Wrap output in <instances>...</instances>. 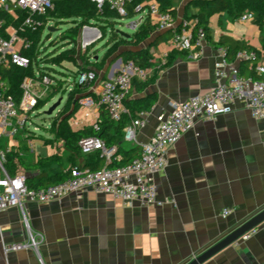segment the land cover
<instances>
[{
	"label": "crops",
	"instance_id": "1",
	"mask_svg": "<svg viewBox=\"0 0 264 264\" xmlns=\"http://www.w3.org/2000/svg\"><path fill=\"white\" fill-rule=\"evenodd\" d=\"M195 1L173 0L177 29L186 19L196 23L194 17L199 9ZM137 16L130 19L137 22L143 18L140 16L136 20ZM209 27L210 34L198 59L172 48L171 31L162 32L156 28L149 42L142 45V49L150 51L148 69L151 78L156 79L143 91L133 86L127 101L147 103L152 100L154 105L148 111V123L139 130L136 142L125 140L126 127L118 131V123L109 132L108 140L119 136L117 145L113 146L117 148L118 161L124 159L122 149L129 151L139 147L140 152L173 106L204 94L214 86L216 65L224 58L218 46L222 38L262 49V33L254 22L242 23L227 13L214 14ZM128 33L132 36L134 32ZM169 33H172L170 40L156 43ZM94 35V32L86 33L85 38L93 39ZM81 39L82 31L77 38V50L85 55L86 61L79 60L78 65L65 63L73 64V68L64 64L68 73L64 80L72 87L76 86L82 64L95 71L99 79H108L117 68L115 56L136 51L126 45L120 47L116 55L106 57V51L104 54L96 52L99 49L96 46L87 54L88 48L83 47L85 41L80 42ZM103 59L105 65L100 68L97 64ZM234 64L239 69L238 61ZM90 97L96 101L92 108L81 103ZM78 98L79 107L74 114L77 111L80 114L74 123L69 121L74 114L68 119L70 131H91L101 123L106 111L99 106L91 90L82 91ZM22 135L11 142L12 152L23 159V164L15 159L17 174L26 175L34 185L43 173L51 177L59 164L64 171L75 165L93 168L97 160L102 166L107 165L101 154L85 158L77 146L74 149L72 142L57 139L53 132L50 141L53 149L42 151L34 150L32 140H26L31 136ZM8 145L10 142L5 139L0 147L5 149ZM52 156L60 161L54 160L39 169L26 167ZM168 158V167L156 174L155 181L158 199L162 202L175 200V204L126 205L92 191L51 203L28 202L24 209L12 208L0 214V264H188L264 210V120L255 119L244 104L236 103L232 113L213 121L197 122L195 128L171 148ZM226 209L231 214L224 218ZM256 230L249 240H239L205 264H264V223ZM32 237L37 241V248L7 251L14 244L29 242Z\"/></svg>",
	"mask_w": 264,
	"mask_h": 264
},
{
	"label": "built area",
	"instance_id": "2",
	"mask_svg": "<svg viewBox=\"0 0 264 264\" xmlns=\"http://www.w3.org/2000/svg\"><path fill=\"white\" fill-rule=\"evenodd\" d=\"M99 10L109 6L122 18L128 14L127 0H92ZM55 9L53 0H0V10L9 12L14 18L12 24L0 21V66L9 68L17 66L28 68L30 59L23 54L31 49L33 40L29 35L45 29L53 22H43L42 17L47 16ZM14 10L17 14L12 13ZM136 15L150 18L159 31H171L173 36L169 41L172 48L186 52L193 59L202 55L201 49L207 40L204 29L195 32V22L183 20L181 27L176 28V18L171 12L161 10L156 1L138 4L135 7ZM253 13H245L239 18L242 23L254 22ZM14 24H17L14 26ZM50 28V27H49ZM94 32L93 39L86 40L85 34ZM5 33V35H3ZM83 47L87 49L102 35L98 28L85 26L82 30ZM18 47H20L18 49ZM40 50H43L41 41ZM223 60L216 65L215 84L206 93L191 97L182 104L173 106L169 116L164 119L151 140L144 144L138 157L130 163L109 167L117 154V148H108L99 136H90L79 141V147L84 155L99 153L106 160L107 165L92 171L82 166H74L68 171V178L58 184L46 188L31 189L27 185L24 174L11 176L4 168L7 154L12 152L11 142L29 128L28 122L32 113L39 106V102L57 85L51 77L44 75L41 79L26 78L21 84L22 97L17 101L10 95L9 86L0 78V144L8 139L10 146L0 147V214L12 208L24 209L26 203L45 204L62 200L69 196L85 194L89 191L97 194L111 196L126 205L140 204L142 207L175 204V200L158 199V189L155 176L165 170L169 165V151L182 138L193 130L199 121H213L221 115L230 114L236 103H242L257 120H264V63L262 61L256 68L257 75L263 79L254 80L239 75V69L234 63H229L225 57V49H221ZM167 53L163 55L165 59ZM255 51H240L237 60H255ZM166 62V61H164ZM151 78L149 70L142 68L135 61L117 62L112 77L99 79L95 71H82L78 73L76 86L68 84L69 96L74 88L82 91L91 90L101 106L114 123H120L131 111L126 101L131 93L134 82L146 83ZM69 83V82H68ZM81 103L92 108L96 101L94 98H85ZM148 112H141L139 117L125 128V140L136 142L139 130L148 123ZM100 131V124L94 126ZM231 214L229 209L223 212L226 218ZM257 233L256 229L246 233L240 240L247 241ZM37 241L31 238L29 242L14 244L8 250L19 251L37 248Z\"/></svg>",
	"mask_w": 264,
	"mask_h": 264
},
{
	"label": "trees",
	"instance_id": "3",
	"mask_svg": "<svg viewBox=\"0 0 264 264\" xmlns=\"http://www.w3.org/2000/svg\"><path fill=\"white\" fill-rule=\"evenodd\" d=\"M127 10L128 14L126 17L122 18L116 11L112 10L109 6L103 8V10H99L97 5L92 0H53L55 4V9L53 12H50L47 16L42 17L41 20L43 22H63V21H72L73 27L70 29L69 34L65 36V40H69L70 49L63 51L61 53H51L46 54L43 50H40L39 42L42 38L43 28L40 29L37 33L33 35H29L33 40V45L31 49L24 51L23 54L26 55L31 64L28 68H20L17 66H11L9 68L0 66V78L3 82L7 83L9 86V94L15 97L17 101H20L22 97V89L21 84L26 78H34L41 79L44 75L51 77L56 81L57 85L54 86L51 92L46 96L45 99L39 102V106L37 109L41 108L43 105L47 104V102L51 101L57 94L61 93L63 88L68 87V80H64L67 78L66 74L58 71L57 69H65V63H74L78 65V61L85 62V55L82 56L77 48L75 43L77 42V38L80 35L81 31L85 26H92L98 28L101 31L102 37L106 36L108 31H110V42L116 44L118 49L122 46L131 45L136 49L135 52H124L120 53L116 56L115 61L122 58L123 61L133 60L139 66L144 69L149 70L148 68L151 66L150 60L151 55L150 51H146L142 49V45L149 42L152 37V33L156 30L157 26L154 25L151 19L145 18L141 26L133 33V35L128 38L126 36L121 35V33L116 30L115 25L122 21L123 19H130L136 15L135 7L138 4H143L145 2L156 1L161 10L164 12H171L174 17V4L173 0H127ZM196 8L199 9V13L194 17L196 19L195 23V32L199 29H204L206 31L207 37L210 34V17L214 14L222 15L227 13L230 17L235 20H239V18L245 13H253L255 16L254 23L259 27L262 33V49L258 50L254 47L250 46L246 42L234 41L232 39H228L226 37L222 38L218 43V46L221 49H225V57L229 63L237 62V54L240 51H255L257 57L255 60H241L239 63V75L245 78H253L254 80L263 79L257 75L256 68L260 64L262 60H264V0H196L194 2ZM6 21L7 24H12L14 18L12 14L9 12L0 10V21ZM190 20V19H187ZM17 24H14L16 26ZM111 29V30H110ZM129 34V33H128ZM5 35V33H3ZM172 33L168 35L161 36L156 43L159 41H168L170 40ZM96 44H92L87 49V54L90 50L95 48ZM106 57L108 54H106ZM90 63V62H88ZM85 64V63H84ZM82 64L81 71H90L87 67ZM100 68H103L105 65V60L100 61ZM155 77L150 78L146 83L134 82L133 86L136 87L138 91H143L148 86L155 82ZM82 95V90L80 88H74L73 92L68 97V100L62 110L59 112L57 117L55 118V123L52 124V132L55 133L56 138H63L67 143L72 142V147L76 149L78 147V152L83 157H88L92 154L84 155L82 154L79 141L83 138L90 136H99L106 144L108 148H113V146L117 145L119 140V136L112 137L108 140L109 132L115 127V123L112 122L107 114V112L102 116L100 123V131H95L92 129L91 131H79L74 133L70 131V127L68 125V119L74 114V112L79 107V98L78 96ZM128 108L131 111L130 116L124 118V120L118 123L117 130L125 128L129 125L132 120L136 119L138 114L145 111L148 112L154 105V102L148 101L137 102V101H126ZM92 134H89V133ZM139 147L133 148L129 151H125L122 149V153L124 154V159L122 161H118L117 157H114L112 162L109 164V167H118L123 166L130 163L134 158L138 157ZM15 159L18 160L21 164H23V159L17 156L14 152H10L7 154L6 162L4 163L5 170L11 175L15 176L17 174ZM54 160L58 162L57 156L48 157L46 159H40L39 162L35 165H26L27 169H39L44 164L50 163ZM96 167L89 168L92 171L99 170L104 166L101 165L99 160L94 162ZM76 166V165H75ZM74 167V166H73ZM72 167V168H73ZM88 168V166H83ZM1 173V172H0ZM68 171H64L62 168V164H59L58 169H55L52 172L51 177H47V174H41L38 178L39 182L37 184L29 183L27 180V185L31 189L37 188H46L51 185L58 184L68 178Z\"/></svg>",
	"mask_w": 264,
	"mask_h": 264
},
{
	"label": "rangeland",
	"instance_id": "4",
	"mask_svg": "<svg viewBox=\"0 0 264 264\" xmlns=\"http://www.w3.org/2000/svg\"><path fill=\"white\" fill-rule=\"evenodd\" d=\"M12 13L16 15L17 13L12 10ZM140 17V15L137 16L136 20ZM135 20L132 19H123L122 21H119L118 24L115 25L116 30L121 32H132L128 31L126 29L127 24L130 22H133ZM49 27H53L56 29L55 32H49ZM73 27L72 21H63V22H53L48 27H46L42 31V38H41V45L43 46V51L46 54L51 53H61L63 51H66L70 49L69 40H65V36L69 34L70 29ZM111 30V29H110ZM70 35V34H69ZM83 39H81L80 42H82ZM95 47L97 46L99 49L96 52H101L104 54L106 51V54L108 56H114L118 52V47L116 44L110 42V31H108L107 35L104 37H100L95 42ZM76 48L79 47V43H75ZM20 47H18L19 49ZM95 53V52H94ZM116 57V56H115ZM74 64V63H73ZM73 64H65L66 67L73 68ZM76 65V64H74ZM60 72H63L65 74L67 73L66 69H57ZM71 81V80H70ZM69 97V91H63L59 94H57L51 101L47 102V104L43 105L41 108L36 109L34 113L31 115V119L28 122V127L25 129L22 134L28 135L31 137H28L26 140H32L33 142V149L37 151H42L44 149H53L52 142L53 136H52V124L55 123V117L59 114V112L62 110V108L65 106L67 100ZM59 100H62L61 106L53 113L52 116H48L46 112ZM83 108V107H81ZM80 114V111H77L70 119L69 121L71 123H74L76 117ZM86 117V116H85ZM22 135V136H23Z\"/></svg>",
	"mask_w": 264,
	"mask_h": 264
},
{
	"label": "water",
	"instance_id": "5",
	"mask_svg": "<svg viewBox=\"0 0 264 264\" xmlns=\"http://www.w3.org/2000/svg\"><path fill=\"white\" fill-rule=\"evenodd\" d=\"M143 18H140L137 22L133 21L127 24L126 29L128 31L135 32L139 24L141 23ZM56 29L53 27L49 28V32H55ZM121 35L130 37V34L127 32H121ZM122 58L118 59V63H122ZM62 100H59L56 104H54L47 112L46 114L48 116H52L53 113L61 106ZM57 117V116H56ZM55 117V118H56ZM264 223V210L255 215L253 218H251L249 221L244 223L242 226L238 227L234 231H232L230 234H228L224 239H222L220 242L215 244L214 246L210 247L208 250H206L204 253L196 257L194 260L189 262L188 264H205L210 259H212L214 256L225 250L226 248L232 246L233 244L237 243L246 233L252 231L253 229L258 228L260 225Z\"/></svg>",
	"mask_w": 264,
	"mask_h": 264
}]
</instances>
